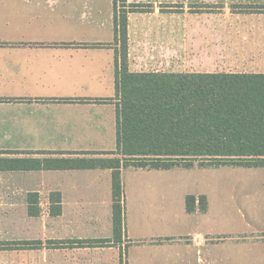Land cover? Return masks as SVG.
<instances>
[{"label": "crops", "instance_id": "obj_1", "mask_svg": "<svg viewBox=\"0 0 264 264\" xmlns=\"http://www.w3.org/2000/svg\"><path fill=\"white\" fill-rule=\"evenodd\" d=\"M162 22L128 14L130 73H189L179 70L184 51L169 46L168 29L163 42ZM118 47L113 0H0V198L24 199L26 213L27 199H37L33 219L45 206L39 224L56 232L43 245L108 241L54 249L64 264H264V217L230 193L214 205L224 192L213 198L178 167L120 169L123 228L114 239ZM184 177L189 183L178 186ZM187 196L196 207L205 197L206 211L187 213ZM52 198H60L59 216L50 215Z\"/></svg>", "mask_w": 264, "mask_h": 264}, {"label": "trees", "instance_id": "obj_2", "mask_svg": "<svg viewBox=\"0 0 264 264\" xmlns=\"http://www.w3.org/2000/svg\"><path fill=\"white\" fill-rule=\"evenodd\" d=\"M142 6L113 0L116 100V155L112 171L114 239L123 228L120 169L170 170L176 167L237 166L264 169V73H130L127 67V16ZM112 163V161H110ZM110 163V164H111ZM104 166V165H103ZM187 196L185 210L204 213L205 197ZM50 215L61 213L60 198L50 199ZM40 213L27 199V215ZM108 241H46V249L96 247ZM41 241L17 243L33 249ZM122 264V258H120Z\"/></svg>", "mask_w": 264, "mask_h": 264}, {"label": "rangeland", "instance_id": "obj_3", "mask_svg": "<svg viewBox=\"0 0 264 264\" xmlns=\"http://www.w3.org/2000/svg\"><path fill=\"white\" fill-rule=\"evenodd\" d=\"M131 4L142 6L140 12L130 13L134 17H162L163 42L168 29L169 46L178 43L184 51L180 71L264 73V0H135ZM201 165L205 164L178 168L197 175L205 192L215 190L213 198L224 192L221 201L213 199L214 205L224 206L232 194L239 207L264 217L263 168ZM184 178L178 186L189 183L190 177ZM24 201L0 198V264H64L63 253L46 249L45 244L38 249L17 246L44 241L56 232L39 224L44 221L40 218L45 215L44 205L43 214L33 219Z\"/></svg>", "mask_w": 264, "mask_h": 264}]
</instances>
